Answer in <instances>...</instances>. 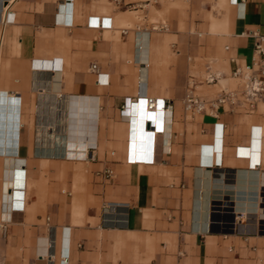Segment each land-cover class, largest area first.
Wrapping results in <instances>:
<instances>
[{"label":"crops","instance_id":"obj_1","mask_svg":"<svg viewBox=\"0 0 264 264\" xmlns=\"http://www.w3.org/2000/svg\"><path fill=\"white\" fill-rule=\"evenodd\" d=\"M186 6L150 5V20ZM213 6L215 86L230 57L252 64L264 0ZM138 9L0 0V264H264V96L187 118L185 90L157 76L172 36L134 29ZM137 95L166 99L171 119L133 123Z\"/></svg>","mask_w":264,"mask_h":264},{"label":"rangeland","instance_id":"obj_2","mask_svg":"<svg viewBox=\"0 0 264 264\" xmlns=\"http://www.w3.org/2000/svg\"><path fill=\"white\" fill-rule=\"evenodd\" d=\"M169 1L171 0H159L158 4H151V6L160 10L162 9V3ZM186 1L187 6L185 8L181 10L175 7L171 8L166 14L158 18L159 20L157 22L166 23L168 30H150L153 25L149 17L150 5L142 6V8H139L140 10L138 9V19L135 21L133 28L135 29V26L139 25L141 28H148L155 36H163L165 34H170L172 36V40L169 44L172 56L164 65V69L160 75H157L162 79L165 89L171 90L178 85L180 90L186 91L188 85L193 83L195 95L200 98H213L218 95L221 89L226 87L235 88L238 85L235 79L229 78V73H227L229 81H221L215 86L211 85L212 83H207L205 80L207 70H211L212 73L218 71L222 73L225 71L224 64L221 61V55L227 60L226 55H224L225 40L221 37L220 41H218L219 37L210 34L208 31V13H212L213 16L219 17L221 16V11H218L213 6L214 0ZM111 9H114L112 3ZM179 17H181L183 21L182 29H180L178 25ZM219 51L222 53L220 54ZM208 64L211 67L210 69H206ZM220 77L221 76H219L218 79ZM185 84L187 86H185ZM171 95L172 94H170V96ZM185 113L187 118L191 116L190 112L185 111ZM259 257H261L260 260L264 263V254H260ZM145 258L146 255H144L143 258H139L136 262L138 264H149Z\"/></svg>","mask_w":264,"mask_h":264},{"label":"built area","instance_id":"obj_3","mask_svg":"<svg viewBox=\"0 0 264 264\" xmlns=\"http://www.w3.org/2000/svg\"><path fill=\"white\" fill-rule=\"evenodd\" d=\"M116 6H128V7H138L146 6L150 3L158 4L159 0H137V1H128L124 0H111ZM152 30H165L167 29L166 23H157L151 27ZM230 61L233 63V69L231 71V77L235 79L238 83L235 88H223L220 90L218 95L213 98L204 99L194 94L193 83L188 85V88L185 91L183 98V109L186 112L194 113H215V109L218 106L226 105L230 106H244L247 109H253L256 103L261 100L264 96V79L259 76V74L264 73V37L260 35H255L254 43V55L252 57V64L250 66H244L238 63L234 57H230ZM90 69L96 71V64H91ZM218 79L216 73H212L207 70L206 73V82L214 83ZM143 100L144 107L149 111H162L164 108L167 109L171 105L163 100L161 107L158 105V98L144 95L141 97H133L132 103L140 102ZM124 109V107H123ZM94 148H90L93 150ZM151 159L148 163L154 162V146H151ZM88 159H93L91 154L87 155ZM127 162H137V159H134L127 155ZM106 176L112 175L111 169L105 170Z\"/></svg>","mask_w":264,"mask_h":264},{"label":"bare ground","instance_id":"obj_4","mask_svg":"<svg viewBox=\"0 0 264 264\" xmlns=\"http://www.w3.org/2000/svg\"><path fill=\"white\" fill-rule=\"evenodd\" d=\"M176 1V0H173ZM172 0L170 2H173ZM152 3L148 4L151 5ZM154 5V4H152ZM217 76L219 77L220 75L218 73H216ZM144 95H137L136 97H143ZM135 97V98H136ZM133 101V100H132ZM163 102V99H158V105L161 107ZM132 122L134 123V120L136 119V117L134 115L139 116L140 118V123L143 124L144 126V121H146L147 123H149V125H153L154 128H158L160 127V122H166L167 121V114L169 112V119H171V115H170V107H168L167 109H163L162 111H158V114L156 111L152 112L147 110L144 107V103L143 100L141 99L140 102H136V103H132ZM135 118V119H134ZM160 130V129H159Z\"/></svg>","mask_w":264,"mask_h":264}]
</instances>
